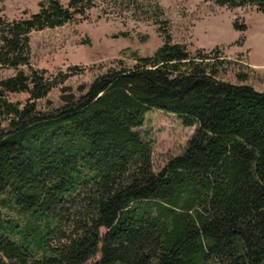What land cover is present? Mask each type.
I'll use <instances>...</instances> for the list:
<instances>
[{"label": "trees", "instance_id": "16d2710c", "mask_svg": "<svg viewBox=\"0 0 264 264\" xmlns=\"http://www.w3.org/2000/svg\"><path fill=\"white\" fill-rule=\"evenodd\" d=\"M213 1L264 15V0ZM92 2L0 16V65L16 69L0 78V264H264V90L220 77L219 47L192 50L160 26L153 53L77 93L63 82L78 64L33 65L29 34ZM56 86L61 104L42 108ZM152 107L196 125L157 171L137 128Z\"/></svg>", "mask_w": 264, "mask_h": 264}, {"label": "rangeland", "instance_id": "374dc122", "mask_svg": "<svg viewBox=\"0 0 264 264\" xmlns=\"http://www.w3.org/2000/svg\"><path fill=\"white\" fill-rule=\"evenodd\" d=\"M67 2L68 0H62ZM82 17L61 26L30 32V62L50 71H67L78 64L64 84L79 92L80 84L90 81L108 66L133 65L136 55L153 53L164 40L162 30L172 41L187 43L190 49L219 47L226 55L220 77L236 83H252L264 90V15L256 5L228 6L213 0H92ZM40 0H0V16L9 19L37 10ZM246 22V29L234 22ZM61 68V69H60ZM14 67L0 65V78ZM243 73L244 80L238 78ZM61 87L56 86L40 99L42 108L59 105ZM27 92L11 93L23 100ZM9 97V98H10ZM138 129L153 146L154 170L169 157L182 153L196 125H186L174 112L150 108ZM104 230V229H103ZM100 253L90 262L99 260Z\"/></svg>", "mask_w": 264, "mask_h": 264}]
</instances>
